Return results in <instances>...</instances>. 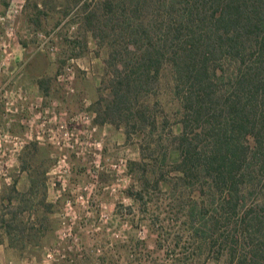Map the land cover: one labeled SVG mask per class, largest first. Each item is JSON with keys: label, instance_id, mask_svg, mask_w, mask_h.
<instances>
[{"label": "rangeland", "instance_id": "1", "mask_svg": "<svg viewBox=\"0 0 264 264\" xmlns=\"http://www.w3.org/2000/svg\"><path fill=\"white\" fill-rule=\"evenodd\" d=\"M102 2L0 0V264H241L250 244H236L231 260L226 232L202 233L207 210L190 219L187 192L170 194L178 154L165 137L180 124L168 70L143 98L157 117L152 133L127 137L103 113L110 47L85 19ZM141 183L152 190L145 205L128 193ZM251 192L247 206L264 201V187Z\"/></svg>", "mask_w": 264, "mask_h": 264}, {"label": "trees", "instance_id": "2", "mask_svg": "<svg viewBox=\"0 0 264 264\" xmlns=\"http://www.w3.org/2000/svg\"><path fill=\"white\" fill-rule=\"evenodd\" d=\"M85 19L110 47L105 116L123 123L127 137L155 131L157 117L143 98L166 68L180 124L165 137L178 154L170 194L187 192L190 219L207 210L202 233L226 232L220 244L230 243L231 260L236 244L247 243L249 255L237 262L264 264V201L246 205L252 187H264V0H103ZM160 124L169 126L166 118ZM159 139L154 152H163L164 163L167 144ZM152 190L141 183L128 193L145 205Z\"/></svg>", "mask_w": 264, "mask_h": 264}, {"label": "built area", "instance_id": "3", "mask_svg": "<svg viewBox=\"0 0 264 264\" xmlns=\"http://www.w3.org/2000/svg\"><path fill=\"white\" fill-rule=\"evenodd\" d=\"M74 119H75V118L72 117V118L70 119V121L73 120V121H75V122H74L75 125L78 124L79 122L76 121V120H74ZM82 119H84V121L87 120V116H84ZM84 121H83V122H84ZM85 122H86V121H85ZM60 127H61V128H65L64 124H63V125H60ZM65 133H66V132H65ZM122 165H124V159H123V158H120L119 161H118V164H116V166H122Z\"/></svg>", "mask_w": 264, "mask_h": 264}]
</instances>
